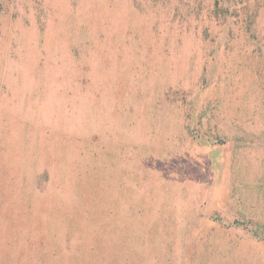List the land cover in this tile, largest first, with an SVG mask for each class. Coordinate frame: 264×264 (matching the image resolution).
I'll use <instances>...</instances> for the list:
<instances>
[{"label": "rangeland", "instance_id": "1", "mask_svg": "<svg viewBox=\"0 0 264 264\" xmlns=\"http://www.w3.org/2000/svg\"><path fill=\"white\" fill-rule=\"evenodd\" d=\"M263 228L264 0H0V264H264Z\"/></svg>", "mask_w": 264, "mask_h": 264}, {"label": "trees", "instance_id": "2", "mask_svg": "<svg viewBox=\"0 0 264 264\" xmlns=\"http://www.w3.org/2000/svg\"><path fill=\"white\" fill-rule=\"evenodd\" d=\"M262 230H263L262 232H264V228ZM260 231L259 229L253 230L255 236L264 238V235H261ZM70 260L74 261L73 264H105L104 261L101 259L92 256H82V253L79 254L74 253V255L70 256Z\"/></svg>", "mask_w": 264, "mask_h": 264}]
</instances>
